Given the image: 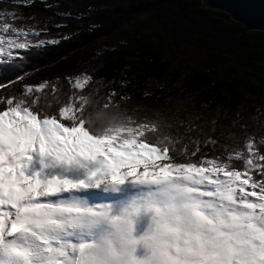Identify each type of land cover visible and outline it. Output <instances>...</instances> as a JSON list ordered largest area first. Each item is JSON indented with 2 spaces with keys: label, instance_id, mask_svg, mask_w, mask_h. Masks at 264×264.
<instances>
[{
  "label": "snow or ice",
  "instance_id": "6c2138e0",
  "mask_svg": "<svg viewBox=\"0 0 264 264\" xmlns=\"http://www.w3.org/2000/svg\"><path fill=\"white\" fill-rule=\"evenodd\" d=\"M50 32L0 8V69L70 38ZM28 78L0 84V264H264V137L217 136L226 112L159 82L141 97L175 107H129L130 64Z\"/></svg>",
  "mask_w": 264,
  "mask_h": 264
},
{
  "label": "trees",
  "instance_id": "16d2710c",
  "mask_svg": "<svg viewBox=\"0 0 264 264\" xmlns=\"http://www.w3.org/2000/svg\"><path fill=\"white\" fill-rule=\"evenodd\" d=\"M35 0L19 7L25 18L48 21L46 39L70 37L55 46L22 51L18 68L0 69V84L29 73L27 83L53 80L88 66L112 72L130 64L138 70L139 89L129 107L166 111L175 107L167 94L145 100L146 82L176 86L180 99L209 103L227 113L217 136L255 133L264 137V31H251L203 0ZM58 5V6H57ZM70 11L73 16L57 15ZM84 13V18H75ZM60 24L64 27L56 28ZM115 50L114 52L112 50ZM97 50L105 53L97 56ZM154 90V89H150ZM2 91V90H0ZM259 110V111H257ZM247 128L228 127L236 112ZM223 142V141H222Z\"/></svg>",
  "mask_w": 264,
  "mask_h": 264
},
{
  "label": "water",
  "instance_id": "95a60500",
  "mask_svg": "<svg viewBox=\"0 0 264 264\" xmlns=\"http://www.w3.org/2000/svg\"><path fill=\"white\" fill-rule=\"evenodd\" d=\"M215 10H223L251 31H264V0H203ZM250 10L251 14H246Z\"/></svg>",
  "mask_w": 264,
  "mask_h": 264
},
{
  "label": "rangeland",
  "instance_id": "374dc122",
  "mask_svg": "<svg viewBox=\"0 0 264 264\" xmlns=\"http://www.w3.org/2000/svg\"><path fill=\"white\" fill-rule=\"evenodd\" d=\"M12 3L10 2V0H5V2L4 3H0V8H7V9H14L15 11H17V12H19L22 16H23V12H21V10L20 9H18V7L17 6H15V7H11L10 5H11ZM50 36V35H49ZM49 36H46V37H42V38H49Z\"/></svg>",
  "mask_w": 264,
  "mask_h": 264
}]
</instances>
